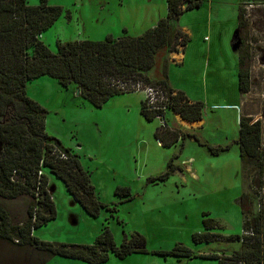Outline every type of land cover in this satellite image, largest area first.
<instances>
[{
  "label": "rangeland",
  "instance_id": "374dc122",
  "mask_svg": "<svg viewBox=\"0 0 264 264\" xmlns=\"http://www.w3.org/2000/svg\"><path fill=\"white\" fill-rule=\"evenodd\" d=\"M27 1L32 5L39 2ZM49 2L63 9L42 36L53 52L57 51L58 41L143 34L168 12L167 0ZM240 5L245 27L236 38ZM174 26L188 31L190 41L184 61L168 63L172 85L205 104L202 128V122L184 126L178 113L176 125L194 131L210 144H229V149L211 155L191 135L185 138L183 147L180 142L162 145L156 137L160 120L149 121L141 114L145 97L142 91L114 96L102 107H95L79 96V90H67L48 76L33 80L28 84V94L48 111L47 133L81 157L82 165L91 172L99 199L111 206L110 211L102 209L99 216H91L71 199L64 181L50 174L56 215L34 230L39 239L93 244L104 226L110 225L118 245L137 232L146 238L148 249L170 250L182 243L195 252L206 250L228 256L238 245L234 241H193L192 234L204 230V214L216 221L212 231L226 237L245 234L243 223L250 213L243 214L242 207L253 215L263 211L264 164L243 162L237 140L240 116L264 123V0H204L202 6L183 12ZM237 41L238 47H234ZM241 42L248 50V92H241L238 87ZM169 114L175 116L173 112ZM174 153H178L174 164L183 170L177 169L166 180L147 185V175L164 171ZM118 187H129L132 198L126 200L127 196L116 194ZM242 195L247 196L243 201ZM33 203L35 199L29 193L16 198L0 196V205L14 225L28 219V207ZM131 255L125 260L111 256L125 264H146L139 262L144 257L163 259L153 254ZM169 257L168 262L161 264H217L213 259ZM38 263L39 255L33 247L19 249L0 238V264ZM45 264L88 263L54 255Z\"/></svg>",
  "mask_w": 264,
  "mask_h": 264
},
{
  "label": "trees",
  "instance_id": "16d2710c",
  "mask_svg": "<svg viewBox=\"0 0 264 264\" xmlns=\"http://www.w3.org/2000/svg\"><path fill=\"white\" fill-rule=\"evenodd\" d=\"M203 2L167 0V16L160 18L143 34L109 35L103 40L58 41L57 51L53 52L42 36L61 16V6L51 4L49 0H39L34 5L27 0H0V131L3 142L0 196L16 198L29 193L35 199V203L28 207V219L18 225L12 223L7 210L0 205L1 239L19 249L33 247L39 255L38 264H45L54 255L101 264L111 255L124 259L134 253L164 258H206L216 260L217 264L263 263V211L253 215L243 207V214L250 213L243 223L245 234L224 237L213 232L216 221L209 218L207 213L203 219L204 230L192 234L197 244L220 239L234 241L238 245L228 256L215 252H195L182 243L170 250L148 249L146 238L137 232L118 245L113 239L110 225L104 226L93 244L43 241L34 234L36 228L56 215L50 174L64 181L71 199L79 202L91 216H99L102 209L111 210L109 204L99 199L91 172L82 165L81 157L59 138L47 133L48 111L28 94V84L42 76L54 79L67 90H79V96L95 107H102L114 96L133 92L130 87L121 86L131 80L160 85L168 94L170 110L166 112L167 126L156 129V137L163 145L172 146L180 142L183 147L185 138L191 135L201 146H206L211 155H220L229 149V144H208L194 131H186L169 119L171 111L190 122L203 117L204 102H191L182 90L174 92L168 75V61L164 60L169 51L177 50L179 45L186 46L190 41L188 33L174 26V22L183 12L198 8ZM244 17V9L240 5L238 36L245 27ZM243 44L241 42L239 47L238 87L241 92H248V50ZM140 111L147 120L155 119V111L146 108L145 100L141 102ZM237 143L243 162L262 161L264 164L261 119L240 116ZM177 155H171L164 171L146 178L147 185L166 180L176 169H181L179 164H174ZM116 194L127 196L126 200L132 198L129 187L116 188ZM246 197L242 195L241 200Z\"/></svg>",
  "mask_w": 264,
  "mask_h": 264
},
{
  "label": "built area",
  "instance_id": "2783aa9c",
  "mask_svg": "<svg viewBox=\"0 0 264 264\" xmlns=\"http://www.w3.org/2000/svg\"><path fill=\"white\" fill-rule=\"evenodd\" d=\"M122 88L130 87L133 92L142 91L145 94L143 100L146 102V108L155 111V118L161 122L160 126H167L166 112L168 108V94L160 85H146L142 80H131L129 83L121 85Z\"/></svg>",
  "mask_w": 264,
  "mask_h": 264
},
{
  "label": "crops",
  "instance_id": "0c3cea01",
  "mask_svg": "<svg viewBox=\"0 0 264 264\" xmlns=\"http://www.w3.org/2000/svg\"><path fill=\"white\" fill-rule=\"evenodd\" d=\"M168 13V12H167ZM156 25V24H155ZM153 27V26H152ZM179 29H181V30H183L184 31V29H182V28H180L179 27ZM184 32H188V31H184ZM189 35V34H188ZM186 47H187V45L186 46H178V48H177V50H173V51H169L166 55H167V61H168V63H179V62H181V61H184V59H185V50H186ZM169 75V74H168ZM169 80H170V83H171V86H172V88L174 89V92L175 91H177V90H182V91H184L185 92V94H186V96L188 97V99L191 101V102H194V101H198V99H196V98H193V97H191L190 95H188V93H187V91H185L183 88H179V87H177V86H173L172 84H173V82L171 81V78H170V75H169ZM205 109V108H204ZM171 112H173V111H171ZM170 112V113H171ZM174 114H175V116H172V115H170L169 114V119H170V121H171V123L172 124H174V125H176V123H178L179 122V120L176 118V115H177V113H175V112H173ZM204 113V112H203ZM182 118V117H181ZM180 119V118H179ZM183 119V118H182ZM178 121V122H177ZM181 122L180 123H183L182 122V120H180ZM184 121H185V119H184ZM204 118L202 117V119L201 120H197V121H193V122H190V121H188V120H186L185 122L187 123V124H183L184 126H189L190 124H192V123H198V122H202V126H201V128L204 126L203 124H204ZM189 122H190V124H189ZM160 142L159 143H161L162 145H163V143H162V141L160 140V139H158ZM193 140H195L194 138H193ZM196 141V140H195ZM197 142V141H196ZM208 144H210L209 142H207ZM200 145V144H199ZM212 145H214V144H212ZM172 155V154H171ZM171 157V156H170ZM193 157V156H192ZM191 159H193V158H191ZM180 171H182L183 169L181 168H178ZM175 171H177V169L175 170ZM175 171H174V173H175ZM151 175H154V174H150V175H147V178L148 177H150ZM202 253H208L209 251H201ZM129 256H132V255H129ZM129 256H127V257H125L124 259H122V260H125L126 258H128ZM156 256H159V255H156ZM115 258V257H114ZM112 258V256L107 260L108 262H110V260L111 261H113V260H116L117 262H121V261H119V260H117V258ZM158 258H163V259H157V257L156 258H146V257H144V258H140V263H141V261H143L144 263H146V264H161V262H168V260H170L169 258V256L168 257H166V258H164L163 256H159ZM195 259H197V260H205L206 258H195ZM195 259H188V260H195ZM82 261V260H81ZM106 261V262H107ZM89 264V263H88ZM107 264V263H106ZM121 264H125V261H122L121 262Z\"/></svg>",
  "mask_w": 264,
  "mask_h": 264
},
{
  "label": "water",
  "instance_id": "95a60500",
  "mask_svg": "<svg viewBox=\"0 0 264 264\" xmlns=\"http://www.w3.org/2000/svg\"><path fill=\"white\" fill-rule=\"evenodd\" d=\"M235 37L238 38V34L237 33H235ZM238 44H239V41H237L234 44V47H238ZM261 60L264 61V52H263V56H262ZM263 135H264V123H263ZM2 151H3V142H2V139H1V131H0V154L2 153ZM263 155H264V153H263ZM262 195H263V199H264V187H263ZM263 242H264V205H263ZM263 253H264V251H263ZM263 264H264V261H263Z\"/></svg>",
  "mask_w": 264,
  "mask_h": 264
},
{
  "label": "bare ground",
  "instance_id": "6f19581e",
  "mask_svg": "<svg viewBox=\"0 0 264 264\" xmlns=\"http://www.w3.org/2000/svg\"><path fill=\"white\" fill-rule=\"evenodd\" d=\"M183 122V124H187L185 121H182Z\"/></svg>",
  "mask_w": 264,
  "mask_h": 264
}]
</instances>
